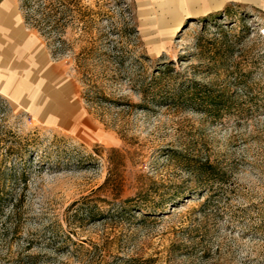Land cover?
<instances>
[{"label":"rangeland","instance_id":"obj_1","mask_svg":"<svg viewBox=\"0 0 264 264\" xmlns=\"http://www.w3.org/2000/svg\"><path fill=\"white\" fill-rule=\"evenodd\" d=\"M33 1L86 118L0 94V264H264V0Z\"/></svg>","mask_w":264,"mask_h":264},{"label":"crops","instance_id":"obj_2","mask_svg":"<svg viewBox=\"0 0 264 264\" xmlns=\"http://www.w3.org/2000/svg\"><path fill=\"white\" fill-rule=\"evenodd\" d=\"M0 94L52 127L70 129L86 118L77 86L26 26L17 0H0Z\"/></svg>","mask_w":264,"mask_h":264},{"label":"trees","instance_id":"obj_3","mask_svg":"<svg viewBox=\"0 0 264 264\" xmlns=\"http://www.w3.org/2000/svg\"><path fill=\"white\" fill-rule=\"evenodd\" d=\"M66 2H67L66 0L50 1L49 6L47 7L48 9L47 8L45 9L46 10L45 12H47L45 19L49 21H53L56 24L63 25L65 27L66 26ZM33 3H34L33 0H22L23 5L21 7L30 9ZM202 95L205 96L208 103H211L214 106L216 105V100L213 99L214 97L210 93L206 92V93H203ZM3 191L4 190L0 185V201L3 195ZM127 201L130 202V200H127Z\"/></svg>","mask_w":264,"mask_h":264}]
</instances>
